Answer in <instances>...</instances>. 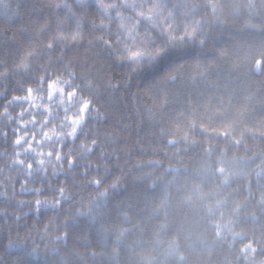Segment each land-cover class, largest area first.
<instances>
[{
	"label": "trees",
	"instance_id": "1",
	"mask_svg": "<svg viewBox=\"0 0 264 264\" xmlns=\"http://www.w3.org/2000/svg\"><path fill=\"white\" fill-rule=\"evenodd\" d=\"M64 2L85 16L84 38L64 47V56L56 55L58 44L46 63L43 45L58 20L65 22V32L74 24L66 9L53 7ZM6 3L0 13V71L8 74L0 77V88H6L0 107L18 111L26 101L7 105L6 100L22 94L23 84L38 82L41 72L67 75L74 68L80 92L106 115L100 121L90 117L64 151L74 154L82 139L98 136L101 144L91 159H100L105 148L110 170L104 180L111 184L119 177L120 187L111 190L92 223L75 218V212L91 199L94 186L76 182L82 173L69 175L73 200L57 219L70 220L67 246L56 243L55 232L44 237L40 230L54 213L15 222V201H0L8 208V222L0 224V264H264V210L257 206L264 197V70L254 71L264 60V0H254L251 13L249 0H222L227 23L205 24L203 44L199 38L170 42L163 25L141 20L139 39L149 55L139 65L117 58L118 43L113 48L96 39L104 30L90 23L98 16L94 2L86 13L74 0ZM168 7L175 10L179 36L191 17L181 15V0H168ZM123 11L135 16L130 8ZM205 11L201 7L199 14ZM45 21L49 26L41 33ZM117 32L113 21L106 35L115 39ZM31 46L39 49L32 68L17 70L14 65ZM89 78L98 90L87 86ZM56 107L59 121L63 109ZM13 126L19 127L0 122L9 130L7 138L0 137V151H12ZM109 133L114 144L105 142ZM45 147L55 150L56 142ZM7 163V156H0V167L7 169ZM11 183L5 179L9 194ZM249 242L258 248L254 257L241 251ZM89 249L103 254L93 258Z\"/></svg>",
	"mask_w": 264,
	"mask_h": 264
},
{
	"label": "snow or ice",
	"instance_id": "2",
	"mask_svg": "<svg viewBox=\"0 0 264 264\" xmlns=\"http://www.w3.org/2000/svg\"><path fill=\"white\" fill-rule=\"evenodd\" d=\"M93 2L96 5L98 16L93 17L90 23L94 30H104L102 34L96 36V39L113 48L118 43L120 48H115L117 58L134 62L136 65H139L149 55L139 39L142 35L139 31L141 20L148 22L152 27L159 28L163 25L170 42L177 39L195 40L199 38L201 44L205 42V37L200 35L204 31L205 24L211 22L214 25L223 26L227 23L222 0H203L202 4L200 0H181V15L191 17V20L183 24V32L179 36L175 31L176 13L174 8L168 7V0H74L77 6L84 9V13ZM7 7L6 0H0V9H2L0 13H3ZM53 7L66 9L69 16L73 18L74 24L65 32V22L58 20L50 41L43 45L48 50L49 58L46 63H51L53 51L56 50L58 44L60 51L56 55L64 56V47L68 44H77L84 38L85 16L78 15L67 2L56 3ZM201 7L206 9L204 15L199 14ZM247 7L251 13L254 9V0H249ZM123 8L132 9L135 16L130 13L125 14ZM234 15H239V9ZM113 21L116 22L118 30L115 39L106 35L112 29ZM48 26L49 22L45 21L38 31L43 33ZM38 54L39 49L33 46L27 48L14 67L25 73L29 72L32 68V58ZM262 66H264V60H258L254 71L261 72L264 70ZM41 67L45 65L42 64ZM196 67L201 66L197 64ZM68 73L70 74L66 75L62 71L43 72L39 75L38 82L23 84L22 94L13 93L6 100L7 105L26 101L27 103L20 106L18 111L13 112L7 106L0 107V122L6 120L8 124H11L15 121L16 125H19V127L13 126L12 129L16 133L11 141L12 151L9 152L7 149L0 151V156L6 155L8 161L7 169L0 167V174L4 175V179H0V201H15L12 215V220L15 222H26L25 218L34 219L36 216H48L49 213L55 214L49 220L53 217L58 219L60 209L73 200L74 194L71 190L69 175L76 177L78 172L82 173L76 182L94 186L95 194L86 204L81 203L75 212V218H87L92 223L96 222L97 212L107 205L111 190L120 187L119 177L114 179L107 188L104 187V177L110 170L107 159H104L105 148L101 147L100 159L96 161L91 159L96 146L101 144L98 136L90 141L82 139L79 143V151L74 154L68 155L64 151L65 142L70 138L74 143L90 117L100 121L106 115L100 112L98 106H93L90 95L84 96L80 92V85L74 82V77L77 75L75 69L69 68ZM7 74V72L0 71V77ZM70 85L73 86L69 87ZM87 86L94 90L99 88L93 78L87 80ZM5 93L6 88H0V95ZM56 105L62 106L63 109L59 121L55 120L57 113L60 112ZM53 124L57 126V132L63 131L65 135H51L49 129ZM71 128H75L74 133L67 131ZM8 135L9 130L6 127H0V137L7 138ZM53 141L56 142L55 150L52 147H45ZM105 142L114 144L115 137L110 133L105 134ZM69 151L71 152L72 149L70 148ZM28 153H32V157H29ZM13 169H15L14 175L12 174ZM100 169H103L102 173ZM53 178H55V184ZM5 179L12 181L11 194H9V186L5 184ZM22 193L29 194L30 198L20 199L18 194ZM257 206L264 210V197L260 198ZM7 222L8 208L0 207V224ZM69 222V219H64L56 224L47 223L40 230L44 237H47L50 231L55 232L56 243L67 246L71 233V229L68 228ZM241 251L247 256L254 257L258 248L253 242H249ZM102 254L103 252L98 253L95 249L88 251V255L93 258Z\"/></svg>",
	"mask_w": 264,
	"mask_h": 264
},
{
	"label": "clouds",
	"instance_id": "3",
	"mask_svg": "<svg viewBox=\"0 0 264 264\" xmlns=\"http://www.w3.org/2000/svg\"><path fill=\"white\" fill-rule=\"evenodd\" d=\"M43 72H41L39 75H41ZM56 125L55 124H53L51 127H50V129H49V132H50V134L51 135H59V136H64L65 135V132H63V131H60V132H57V130H56ZM67 131H69V132H71V133H74L75 132V128H71V129H67ZM108 183L106 182V180H104V187L105 188H107L108 187ZM72 190V189H71ZM72 192H73V190H72ZM74 194V193H73ZM95 194V193H94ZM94 194H92V196L94 195ZM92 198V197H91ZM83 203H87V201H84ZM47 223H51V224H56L57 223V219L55 218V217H53L51 220H48L46 223H44V224H47ZM43 224V225H44ZM43 225H42V227H43Z\"/></svg>",
	"mask_w": 264,
	"mask_h": 264
},
{
	"label": "bare ground",
	"instance_id": "4",
	"mask_svg": "<svg viewBox=\"0 0 264 264\" xmlns=\"http://www.w3.org/2000/svg\"><path fill=\"white\" fill-rule=\"evenodd\" d=\"M24 247H22V249H23ZM22 250L20 249V252H21Z\"/></svg>",
	"mask_w": 264,
	"mask_h": 264
}]
</instances>
